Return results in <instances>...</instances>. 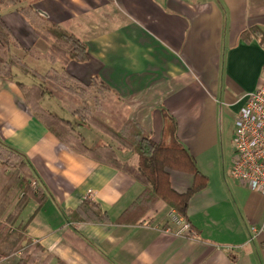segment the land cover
Instances as JSON below:
<instances>
[{
  "label": "crops",
  "instance_id": "obj_1",
  "mask_svg": "<svg viewBox=\"0 0 264 264\" xmlns=\"http://www.w3.org/2000/svg\"><path fill=\"white\" fill-rule=\"evenodd\" d=\"M5 7L0 16L25 48L20 30L30 31L33 20L40 31L53 25L79 36L91 56V79L131 98L129 117L156 142L165 113L172 117L207 178L187 210L195 238L163 232L172 209L161 201L135 224H73L69 215L85 199L119 219L144 186L61 142L35 117L16 81L0 77V144L23 155L43 200L19 218L27 225L34 215L26 230L34 244L71 264H264V196L232 178L233 145L227 158L220 130L222 109H235L237 117L263 72L264 44H247L242 33L264 30V0H21L4 14ZM21 8H31L28 18ZM57 61L51 70L62 72L64 62ZM106 138L96 135L91 143L110 144ZM118 154L137 165L136 155ZM168 172L176 192L192 187L191 175ZM65 234L83 238L95 259H81L71 243L60 246ZM224 245L237 248L227 253Z\"/></svg>",
  "mask_w": 264,
  "mask_h": 264
},
{
  "label": "trees",
  "instance_id": "obj_2",
  "mask_svg": "<svg viewBox=\"0 0 264 264\" xmlns=\"http://www.w3.org/2000/svg\"><path fill=\"white\" fill-rule=\"evenodd\" d=\"M19 3L21 0H0V7L17 6ZM30 11L31 8L20 9L25 18L29 17ZM39 17L47 20L43 14H39ZM49 27L47 34L53 44L48 47V59L52 64L56 63L55 57L65 61L62 74H42L24 63L23 55L17 51H25V47L16 40L0 16V77L16 81L35 117L61 142L70 145L77 153L88 155L99 163L129 175L144 186L143 192L135 202L115 221L102 211L98 203L90 199H85L77 210L71 212L69 220L73 224L102 225L127 222L135 224L161 201L188 221L187 210L190 199L193 194L206 186L207 178L199 171L195 159L179 141L176 121L165 113L163 135L161 140L156 142L152 133L146 131L137 120L129 117L127 108L135 103L131 98H122L109 85L96 78L86 83L66 68L70 62L86 63L91 59L86 43L76 34L58 26ZM242 38L247 44L254 39L264 44V30L252 26L242 33ZM15 69L33 77L36 82L29 85L19 81ZM93 91L97 96L96 111H93L87 103V96ZM63 95L77 99L79 107L71 110L74 120L61 117L41 105L42 100L52 98L66 102ZM108 97H111L110 100L114 104L109 117L111 123L102 120L103 116L98 106L100 99L105 100ZM91 130H97L101 135L108 137L111 143H98L95 146L89 144L87 137ZM119 149L136 155L137 165L122 161L118 154ZM0 166L5 171L4 178L0 180V261L7 257L4 246L12 241V252H20V257L12 264H36L39 253L46 254L43 262L45 264H49L52 260L55 264H71L58 254L46 253L44 248L34 244L27 236V226L34 215L27 225H18L21 214L31 200L39 201V207L43 203L41 194L33 190L30 185L32 177L27 172L28 165L23 155L0 144ZM20 169L25 172L22 171L19 175ZM168 171L191 175L192 187L184 194L176 192L172 188ZM68 243H71L73 252L81 259H95L83 238L65 234L60 246Z\"/></svg>",
  "mask_w": 264,
  "mask_h": 264
},
{
  "label": "rangeland",
  "instance_id": "obj_3",
  "mask_svg": "<svg viewBox=\"0 0 264 264\" xmlns=\"http://www.w3.org/2000/svg\"><path fill=\"white\" fill-rule=\"evenodd\" d=\"M23 5V3H22ZM19 4L16 6L18 7ZM7 10H3V12H5L4 14H7V12H10L9 10H14V6L9 5L7 7H5ZM19 9V8H18ZM34 22L31 23L29 22V30L30 31H25L24 29L20 30V35L25 33L27 35V38L23 41L26 42V49L25 51L19 50L17 52H19L21 55H23V62L26 63L30 68L32 69H36L38 70L40 73L42 74H46V73H59L62 74V72H57L56 70H51V62L49 63V59H48V54H49V46L52 45L53 41L50 40V38H48V34L47 31L48 29H50L49 26L45 25L44 30H41V26L39 24H37V22H35V20H33ZM37 33H36V30ZM24 30V31H23ZM29 34V37H28ZM42 38H44L45 40H43ZM37 44H35V41ZM49 43V44H48ZM42 49V50H41ZM25 54V55H24ZM57 60H59L60 63L65 62L63 59L58 58ZM56 60V61H57ZM58 62V61H57ZM64 64V63H63ZM67 69L73 73L78 75L83 81L90 83L92 81L91 79V75H92V66H88L87 63H79V62H72L69 65V68L67 67ZM15 72L18 73V79L21 82H25L27 84H33L35 81V79L31 76H27L25 74H22L19 70L15 69ZM64 83H66L64 81ZM96 94L93 92H90L87 96V103L93 108V111H96V106L95 104L97 103V98H96ZM64 100H66V102H62L61 99H57V98H52L51 100H42L41 105L42 107H44L45 109H49L53 112H55L56 114L60 115L61 117L64 118H70L71 120H74V117L72 115V112L70 110H73L75 107H77V99H70L68 95H63ZM111 97H108L107 99L103 100L100 99L98 101V106L100 107V111L102 113V120L107 122V123H111L110 122V114H111V109L112 106H114L113 102L110 100ZM79 107V106H78ZM70 109V110H69ZM223 113L221 115V122H220V130L222 132L221 134V138H222V144L225 147V150L227 151V158L229 156L230 151L232 150V145L234 142V134H235V118L236 115L238 113V111H236L235 109H222ZM100 117V115H98ZM86 134V132H85ZM96 135H100V133L97 130H91L90 134L88 135V139H89V144L91 143L92 138H94ZM100 137V136H99ZM106 138V136H105ZM100 139V138H99ZM107 139V138H106ZM109 139V138H108ZM98 141V139H97ZM96 142V144H98L99 142ZM93 146H95V144L91 143ZM24 170H19V175L21 174V172ZM25 172V171H24ZM28 172V171H27ZM29 173V172H28ZM5 176V171H3L2 167L0 166V180L3 179ZM32 183L33 181L30 180V185L32 187ZM36 202V200H31L28 204L27 207L25 208V211H23L24 213L22 214H28L29 212L32 211L33 209V205ZM21 214V215H22ZM19 221H18V225H19ZM4 251L7 255V257L2 258L0 261V264H5L7 262V264H12L13 262L16 261V259H18L20 257V252L15 251L12 252V241L7 242V244L4 246ZM46 254H38L37 255V263L36 264H45L43 263L45 260ZM49 264H55V261H51Z\"/></svg>",
  "mask_w": 264,
  "mask_h": 264
},
{
  "label": "built area",
  "instance_id": "obj_4",
  "mask_svg": "<svg viewBox=\"0 0 264 264\" xmlns=\"http://www.w3.org/2000/svg\"><path fill=\"white\" fill-rule=\"evenodd\" d=\"M233 160L230 174L241 186L264 196V69L256 89L247 94L245 106L235 120ZM32 189L37 191L34 183ZM169 223L163 232L191 239L196 233L189 221L174 210L168 214ZM232 245L221 249L235 252Z\"/></svg>",
  "mask_w": 264,
  "mask_h": 264
}]
</instances>
